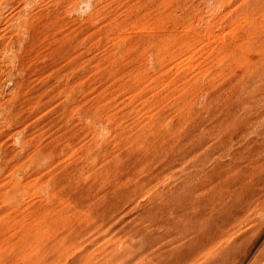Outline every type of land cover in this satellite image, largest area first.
<instances>
[{"label": "rangeland", "instance_id": "rangeland-1", "mask_svg": "<svg viewBox=\"0 0 264 264\" xmlns=\"http://www.w3.org/2000/svg\"><path fill=\"white\" fill-rule=\"evenodd\" d=\"M0 264H264V0H0Z\"/></svg>", "mask_w": 264, "mask_h": 264}]
</instances>
